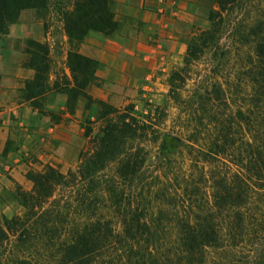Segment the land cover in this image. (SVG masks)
I'll list each match as a JSON object with an SVG mask.
<instances>
[{
  "label": "trees",
  "instance_id": "trees-1",
  "mask_svg": "<svg viewBox=\"0 0 264 264\" xmlns=\"http://www.w3.org/2000/svg\"><path fill=\"white\" fill-rule=\"evenodd\" d=\"M207 1L209 25L189 37L163 102L138 116L101 100L77 169L48 164L28 172L30 190L17 184L24 211L0 213V264H264V0ZM111 2L0 0V37L26 8L54 11L70 39L108 33ZM32 44L36 97L50 63ZM74 56L71 71L90 62Z\"/></svg>",
  "mask_w": 264,
  "mask_h": 264
},
{
  "label": "rangeland",
  "instance_id": "rangeland-1",
  "mask_svg": "<svg viewBox=\"0 0 264 264\" xmlns=\"http://www.w3.org/2000/svg\"><path fill=\"white\" fill-rule=\"evenodd\" d=\"M184 1H169L172 8L179 12V19H181L177 25H173L175 23L174 19H178L177 14L170 13L166 14L165 18H161V22H153L145 27L146 35H143L142 38L145 37V42L148 45L146 47L147 51H152L151 45L156 48L157 45L163 44L162 51L165 52H160L157 57L150 58H144L142 55L138 56L137 52H134L130 56L131 65L127 69L122 66L119 68L111 67L108 62H102L87 55L85 56L90 58V62H87L82 70L77 67L74 71L70 69V65L76 63L74 54L84 55L80 51L81 43L90 31H97L103 36H113L122 29L123 23L116 19L117 0H112L110 3L116 25L108 33L90 30L81 39L68 38L63 29L62 20L57 18L54 11L46 8L23 9L27 12L26 20H33L38 23L36 30L40 34L39 39H41H36L32 34L25 38L23 49L27 55L24 66L31 68L27 62L30 60L29 51L36 47L33 46L32 42L46 44V48H42L41 53L42 55H48L50 63L49 77L44 79L45 82L50 81L46 91L42 95L31 99L33 90L36 91L38 88L30 83L32 90H25L24 97L26 100H31L43 116L50 117L49 120H46L42 116V119L44 122H48L52 129L43 130L39 129V126L35 128L31 126L28 129L33 134H46L44 136L47 141L41 143L33 152L23 156V161L27 164L26 180L23 183L16 181L11 174L6 172V176L1 181L4 187L0 190L1 214L10 217L24 211V208L15 199L13 192L16 190L17 184L25 190L32 188L33 183L28 178V172L43 170L48 164L57 166L63 173H69L77 169L80 152L90 147L91 135L102 126V107L99 104L101 100L119 109L128 104H133V114L138 116L146 114L148 102L164 101L169 88V74L181 65L189 37L197 29L206 28L209 25L208 15L211 6L209 1L190 0L193 3V10L190 11L191 15L188 11H185ZM162 3L168 4V0H162ZM123 22L128 24L129 20L124 19ZM2 37H0V42ZM139 45L142 46L136 39L134 45L136 51ZM115 50L116 46L105 44V52L108 54L114 53ZM138 57L141 58L138 59ZM33 70L35 76L36 71ZM32 78L26 79V81H30ZM54 82L63 89L55 91L51 86ZM68 82L76 85L72 92L67 91L64 87ZM243 92L244 85H240L237 91L239 97L244 98ZM1 108L2 105H0V110ZM158 117L162 120L165 115L160 112ZM167 120H169L168 117H166L165 122ZM22 127L21 124H16L15 132L17 134L21 133ZM32 128L36 130H32ZM88 130H91L92 133L87 134L86 131ZM231 165L233 168L237 167L236 164ZM239 167L241 168V164ZM103 212L107 216H113L114 214L112 209L108 207ZM113 221L114 228H118V219L113 217Z\"/></svg>",
  "mask_w": 264,
  "mask_h": 264
},
{
  "label": "crops",
  "instance_id": "crops-1",
  "mask_svg": "<svg viewBox=\"0 0 264 264\" xmlns=\"http://www.w3.org/2000/svg\"><path fill=\"white\" fill-rule=\"evenodd\" d=\"M169 1L165 4L162 0H117L116 19L123 23L122 29L113 36H103L97 31H90L81 43V53L99 61L108 62L111 67L122 66L126 69L131 65L130 56L134 52L144 58L157 57L160 52L164 53L163 44L157 45L156 48L149 45L153 49L147 51L148 45L145 37L143 39L142 36L146 35L145 27L153 22H161V18H165L166 14H177L178 19H174L175 23H173L174 26L177 25L181 18L179 19V12L172 8ZM184 3L185 11L191 15L193 3L190 0H185ZM26 15V10H23L19 20L9 25L8 32L0 42V105H2L0 110V190L4 188L1 181L6 176V172L20 183L26 180L27 164L23 161V156L33 152L41 143L47 141L44 136L46 134H33L28 129L31 126L33 128L39 126V129L43 130L52 129L48 122L43 121V119L49 120L50 117L43 116L39 108L24 97L26 79L34 76V70L24 66L27 55L23 49L24 41L31 34L36 39L40 37L36 30L38 23L26 20ZM124 19L129 20V23H124ZM151 19H153L152 22H150ZM136 39L142 45L136 48L137 51L134 47ZM106 43L116 46L114 53L105 52ZM18 123L23 126L19 134L15 132V125ZM33 128L32 130H36Z\"/></svg>",
  "mask_w": 264,
  "mask_h": 264
}]
</instances>
